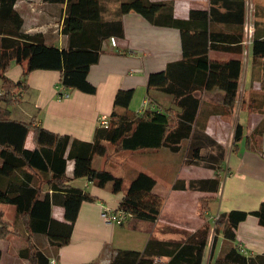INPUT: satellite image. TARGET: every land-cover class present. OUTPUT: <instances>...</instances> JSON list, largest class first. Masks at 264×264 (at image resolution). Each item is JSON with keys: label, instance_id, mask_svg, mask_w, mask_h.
<instances>
[{"label": "crops", "instance_id": "crops-1", "mask_svg": "<svg viewBox=\"0 0 264 264\" xmlns=\"http://www.w3.org/2000/svg\"><path fill=\"white\" fill-rule=\"evenodd\" d=\"M148 1L165 3L161 14L166 19L171 15L187 21L189 33L206 30L209 43L215 45L209 48L210 60L240 59L234 106L228 110L223 104V92L216 85L197 86L193 96L199 99V107L192 123L193 134L182 142L179 151L171 152L166 148L116 151L113 145L105 143L106 153L94 156L92 164L96 169L108 170L123 178V189L114 194L109 184L102 188L83 177L72 179L70 185L88 192L95 200L81 203L70 240L58 249L52 248L45 235L29 234L21 219L15 220L16 226H12L15 207L0 203L3 220L10 225V234L0 239V264H32L28 258L20 256V251L27 246L26 237L45 256L56 254L60 264H108L116 249L141 251L149 239L182 243L206 222L209 229L201 264H213L231 247L244 256L264 254V226L255 216L248 214L238 223L234 240L226 239L220 230L215 232L214 223L222 212L233 209L253 211L264 199V57L254 56L251 45L243 46L242 42V52H238V37H243V0ZM250 3L254 38L264 41V0H250ZM35 4L36 8L31 9ZM14 7L23 19L25 32H40L48 45L66 46L67 36L60 32L61 8L42 0H16ZM107 18H114V13ZM120 19L123 38L112 36L115 45L106 39L98 61L89 68L87 80L95 87L94 94L65 89L68 97L59 99V72L32 70L25 77L26 90L20 95L19 102L10 107V117L23 122L33 121L51 132L80 141H92L99 118L107 117L114 109L124 111L113 107L118 89H133L128 105V111L132 113L174 107L170 95L155 88L147 89V77L182 58L179 30L166 23L149 22L134 11L122 14ZM6 76L14 82L22 80V66L11 62ZM236 128L239 129L237 138ZM191 142L199 154L219 159L216 164V161L211 163L215 165L214 170L202 164L184 162L183 155ZM24 146L34 147L31 132L27 134ZM72 167L73 162L67 161L68 177H71ZM158 171L169 175L170 182L165 184L163 191L155 176ZM137 172L153 177L156 181L154 191L164 197L158 218L154 222L132 219L122 226L104 222L101 212L118 207L130 179ZM214 175L219 179L215 193L171 188L177 179L188 181ZM200 199H210L202 215L199 213ZM51 215L63 220V208L52 205Z\"/></svg>", "mask_w": 264, "mask_h": 264}, {"label": "trees", "instance_id": "trees-1", "mask_svg": "<svg viewBox=\"0 0 264 264\" xmlns=\"http://www.w3.org/2000/svg\"><path fill=\"white\" fill-rule=\"evenodd\" d=\"M15 2L0 0V203L15 207L12 226H16L15 220L21 219L29 234L45 235L52 248L58 249L69 242L81 203L95 200L88 192L70 185L72 179L83 177L102 188L109 184L114 194L123 189V178L108 170L96 169L92 164L94 156L106 153L105 143L113 145L116 151L160 148L179 151L182 142L193 134L192 123L199 107V99L193 96L195 88L216 85L223 92V104L231 109L237 96L241 61L239 58L223 62L210 60L208 51L215 45L211 41L209 43L207 31L189 33L187 21L171 15L166 19L161 14L165 7L162 2L121 0L113 10L114 18L108 19L104 17L105 8L101 0H42L61 8L60 32L67 36L64 47L46 44L40 32H25L23 19L14 7ZM243 4L242 32L245 0ZM129 11L142 15L149 22L174 26L180 32L182 58L168 63L160 71L149 73L147 77V89L155 88L170 95L174 107L132 113L128 111V105L133 89H118L113 107L124 111L112 110L106 117V125L98 120L92 141H80L66 134L51 132L33 121L23 122L10 117V107L19 102L20 95L26 90L25 77L32 70L58 71L61 87L94 94L95 87L87 80L89 68L98 61L106 39L112 36L123 38L120 16ZM199 15L206 17L204 13ZM242 39L238 37V52H242ZM251 50L254 56L264 57V41L255 39L254 34ZM11 62L22 66V80L14 82L6 76ZM29 132L34 144L32 149L24 146ZM237 132L238 128L235 138ZM183 156L187 164H202L213 170L215 165L211 163L219 161L214 159L215 156L199 154L194 142ZM69 160L73 162L71 177L66 175ZM155 185L153 177L144 172L135 173L116 209L130 213L135 220L154 222L164 200L154 191ZM171 188L215 193L219 179L216 175L188 181L177 179ZM209 201L199 200L200 215ZM52 205L63 208V220L52 217ZM248 214L255 216L264 226V199L253 211L233 209L220 213L214 219L215 232L220 230L226 239L234 240L238 223ZM9 226L0 211V239L10 234ZM208 229L206 222L182 243L149 239L141 251L116 249L108 264H152L156 257L163 258V264H201ZM26 242L20 256L28 258L32 264H48L50 257H57L56 254L45 256L29 237H26ZM213 264H264V254L244 256L231 247Z\"/></svg>", "mask_w": 264, "mask_h": 264}, {"label": "built area", "instance_id": "built-area-1", "mask_svg": "<svg viewBox=\"0 0 264 264\" xmlns=\"http://www.w3.org/2000/svg\"><path fill=\"white\" fill-rule=\"evenodd\" d=\"M247 9H246V11H247ZM253 34H254V24L252 22V18L250 19L249 14L247 12L245 15V21H244V26H243V41H242L243 46L244 45L245 46L251 45L252 39H253ZM109 41L112 45H115L114 37H110ZM59 89H60V91H59ZM58 91L59 92L57 93V97L59 99L68 97V93L65 91V88L61 87L60 85H58ZM143 104H145V101H143ZM98 120L100 121V123L102 125H106V123H107L106 116H103V117L99 118ZM101 217H102V220L104 222L111 224V225H118V226H122L124 224H127L132 219H134L130 213H128L124 210H120V209L112 210L109 208H106L101 212ZM163 263H164L163 258L156 257V258H154L152 264H163ZM48 264H60V261L57 257L52 256L49 258Z\"/></svg>", "mask_w": 264, "mask_h": 264}, {"label": "rangeland", "instance_id": "rangeland-1", "mask_svg": "<svg viewBox=\"0 0 264 264\" xmlns=\"http://www.w3.org/2000/svg\"><path fill=\"white\" fill-rule=\"evenodd\" d=\"M101 1H102L103 7L105 8V14L103 13L104 14V17L107 18L108 15L110 16L113 13V10L116 9V7L118 6V4H119V2L121 0H101ZM245 5H246V9L248 8L247 11H246V13L248 12L249 17L251 19L252 18V14H253V10L251 8L250 0H247V3ZM109 7H111V10H109ZM30 8L34 10L36 8V4H35V6L32 5ZM246 13H245V15H246ZM60 14H62L61 11H60ZM56 21L58 22V17L56 18ZM56 21L54 23H56ZM0 91H1V81H0ZM169 174H170V176L172 175L170 172H169ZM155 176L160 181V183H159V189L161 191H163L165 189V187H166L165 184H168L170 182V180L168 178L169 175L168 174L166 175L162 171H158V172H155ZM213 208H214V206L211 207V211H213Z\"/></svg>", "mask_w": 264, "mask_h": 264}]
</instances>
